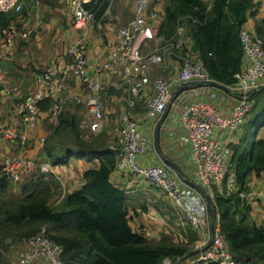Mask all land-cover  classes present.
Returning <instances> with one entry per match:
<instances>
[{
  "label": "built area",
  "instance_id": "1",
  "mask_svg": "<svg viewBox=\"0 0 264 264\" xmlns=\"http://www.w3.org/2000/svg\"><path fill=\"white\" fill-rule=\"evenodd\" d=\"M90 1L63 0L66 12L78 28L96 21L94 11L86 7ZM163 2L134 0L132 16L116 28L109 57L94 64L86 57V32L81 31L66 46L62 59L50 60L35 74L36 89L21 101L20 116L24 125L33 126L41 104L50 100V115L57 118L62 112L64 91L72 80H77L89 92L85 106L91 117L89 126L95 129L104 121L99 96L103 74L118 75L115 87L122 88V94L117 129L108 143L116 155L113 171L145 178L165 194L184 223L197 233V251L175 264H235L220 231L218 212L212 213L210 202H214L217 193H223L231 154L229 145L248 117L252 95L264 87L262 38L251 27L241 26L243 66L234 73L233 82L222 84L210 76L200 60L183 53L187 44L183 25H178L170 37L155 34ZM22 8V0H0V12H20ZM104 18L103 14L96 22ZM31 32L32 28H21L14 22L1 27L0 57L17 38L26 39ZM154 68L163 73L155 75L150 86V71ZM2 79L0 70V82ZM228 98L230 106L224 110L223 103ZM166 114L172 116V122L180 130L179 144L184 156L179 167L146 158L154 151L155 142L142 125L151 124L154 133ZM0 136L20 144L26 142L22 132L2 120ZM0 164L2 173L11 182H20L34 170L54 173L50 162H38L35 157L22 154L3 157ZM227 188L234 189L232 178L227 181ZM238 194L264 206V182L257 192ZM62 253V246L47 235L43 225L36 234L19 242L16 257L9 264H62ZM162 264H172V260L164 258Z\"/></svg>",
  "mask_w": 264,
  "mask_h": 264
},
{
  "label": "trees",
  "instance_id": "2",
  "mask_svg": "<svg viewBox=\"0 0 264 264\" xmlns=\"http://www.w3.org/2000/svg\"><path fill=\"white\" fill-rule=\"evenodd\" d=\"M110 2L91 0L86 7L94 11L97 21ZM258 4L256 0H164L155 34L170 37L178 25H183L187 38L183 53L200 60L216 81L229 84L243 66L239 30L248 18L253 20V30L262 38L264 48V15L256 17ZM21 12H0V26L14 22L18 27L29 28L16 21ZM32 35L33 29L28 38H17L14 44L26 42ZM252 100L246 128L238 142L230 144L228 168L234 189H227L228 170L223 193H217L214 202H210L212 213L218 212L220 231L235 264H264V226L249 219L250 205L238 194L248 192L250 175L264 173V139L257 137L264 126V119L258 118L264 110V87L252 95ZM44 103L50 108V100L43 102L41 108ZM259 104L260 110H256ZM78 123L76 115L60 113L54 131L42 145L52 166L66 164L71 157L98 162L82 172V184L66 192L57 206L49 203L58 187L53 173L34 170L24 176L22 180L32 174L36 177L22 185L23 197L10 200L4 198L9 180L0 166V253L4 254L1 249L8 246V236L18 241L36 234L44 225L47 235L63 248L62 264H161L164 258L177 261L191 255L198 235L189 226L183 229V239L174 242L167 226L154 240L147 228L141 229L144 225H131L133 215L139 213L132 211L137 198L111 179L116 155L108 148L106 129L89 137L92 132H83ZM149 188L156 189L150 184ZM146 191L138 208L164 219L165 214L158 212V205L149 197L153 194ZM0 262L5 263L1 256Z\"/></svg>",
  "mask_w": 264,
  "mask_h": 264
},
{
  "label": "crops",
  "instance_id": "3",
  "mask_svg": "<svg viewBox=\"0 0 264 264\" xmlns=\"http://www.w3.org/2000/svg\"><path fill=\"white\" fill-rule=\"evenodd\" d=\"M22 1L23 9L21 14L16 15V21L32 28L33 35L26 42H19L5 49V54L0 57V70L3 73V79L0 82V120L22 132L26 136V142L25 144H20L17 141L8 140L0 136V162L3 157L20 154L35 157L38 162H49L43 153L42 145L45 138L54 131L58 117L51 116L48 106L44 103L35 124L26 126L23 124L19 112L23 98L36 89V72L42 69L50 60L62 59L66 46L73 43L83 30L86 32V57L88 62L94 64L98 59H107L109 50L115 41L117 26L124 24L133 14L134 0H111L104 13V20L89 22L82 28H78L74 24V21L66 12L63 0ZM256 1L259 3L256 17H262L264 15V0ZM10 15L12 14H6L7 17H11ZM244 25L253 29V20L248 18ZM159 73H163L160 68H154L150 71V86L153 77ZM118 80V75L103 74V89L100 91L99 96L102 101L107 125H110V121L113 118L117 125V115L115 114L119 110L120 96L122 94V88L115 87V83ZM12 87H15V89L12 90ZM6 88L9 91H6ZM88 95L89 92L77 80H72L63 94L62 112L76 115L81 129L88 127L91 121L85 106V98ZM223 104V109L227 110L230 106V98L225 100ZM104 125L100 127L101 131ZM150 125L149 123L142 125L155 142L154 151L149 152L146 158L152 161L163 160L168 164L179 167L182 164L184 154L179 144L180 130L177 124L172 122V116L166 114L156 125L154 133L151 132L153 129H151ZM107 129L106 132L109 133ZM242 129L241 127L238 135L233 137L234 142H238L241 138L244 132ZM260 130H262L261 133ZM257 137L264 139V126L259 129ZM42 139L43 142H41ZM97 163V159L88 160L86 158L71 157L66 164L52 166L58 187L56 193L49 199L50 205L57 206L66 192L78 188L83 182L82 172L86 168L95 167ZM38 173L43 172L39 171ZM30 176L20 182L9 181L4 198L15 200L23 197L22 185L26 184L29 179L36 177L33 174ZM111 179L115 185L128 189L130 194L137 198L132 211L133 214L134 210L139 211V213L137 215L134 214L132 217L131 225L133 227L144 225L145 228L141 229L147 228L151 238L154 240L160 238L159 233L160 231H166V226L171 229L174 235L173 221L172 223H166L163 218L159 217L155 220L156 217L151 216L152 212L150 210L143 212L138 208L137 203L141 202L142 198L147 194L144 193L145 190H150L147 181H143L142 178L131 174L118 173L116 171L112 172ZM263 182L264 173L258 176L250 175L247 191H259ZM246 202L250 205L249 219L256 224L264 226V206L253 199H247ZM18 245L16 244L10 250V254L8 252L7 254L0 253V256L4 257V264H6V261L11 263L12 259H15ZM0 264L3 263L0 262Z\"/></svg>",
  "mask_w": 264,
  "mask_h": 264
},
{
  "label": "rangeland",
  "instance_id": "4",
  "mask_svg": "<svg viewBox=\"0 0 264 264\" xmlns=\"http://www.w3.org/2000/svg\"><path fill=\"white\" fill-rule=\"evenodd\" d=\"M259 107H260V104L257 106L256 110H258ZM259 110H260V108H259ZM117 113L115 115H117ZM251 116H252V113H250L249 119L251 118ZM116 118H117V116H116ZM258 118H259V121H262L264 119V110L260 113ZM247 119H248V117L246 118V120ZM246 120L242 124V128H243L242 130H245V128H246V124H245ZM103 125H104L105 129L108 128L107 131L109 133L106 132V134H108L107 135L108 142L110 143L113 140V137L115 135V128L117 127V125L115 124L114 118L110 121V125L109 124L107 125V121H105V118H104V121L102 122V124L99 127L95 128V129H91L90 126L88 125V127L84 128L82 130H83V132H88V131L92 132L93 135H90L89 137H95L94 134H97L98 132H100V127L103 126ZM262 127H260V129ZM261 132H262V130H260V133ZM229 149L231 150V145H229ZM228 170L229 171H228V179H227V181L229 179H231V174H232L230 167L228 168ZM140 178H142V177H140ZM142 180L146 181L145 178H142ZM145 192H147V191L145 190ZM148 192H149V194H151V193L153 194V195H149V197L152 199V201L154 199V202L156 203V205H158L157 206L158 212L161 211L162 213L165 214L164 215L165 216L164 217L165 222L169 223V222L173 221L172 225H173V228L175 230L174 235L171 234V236L173 238V241L176 242V241H179L180 239H183L182 233L184 232L183 229L186 227V224L183 222V219L181 218V216L176 211L173 212V210H172L173 208L171 207L168 199L165 198L161 192H159L156 189H152V188H150V191H148ZM159 194L161 196H159ZM153 196H154V198H153ZM152 207H150L149 209H153ZM175 213H177L179 216L177 214H175ZM151 216H154V214L151 213ZM155 220H157V217L155 218ZM10 238H13V237L8 236L7 240H6L8 242V246L5 249H1L4 252V254H7V252H8V254H10V250H12V248L14 246H16V244H19V242L23 239L22 238V239H19L18 241L17 240L14 241V240H12ZM196 244H197V240H196V242L194 244V247L196 246ZM179 260H181V259H179ZM179 260H177V261H173L172 260V264L177 263ZM162 263H163V261H162Z\"/></svg>",
  "mask_w": 264,
  "mask_h": 264
},
{
  "label": "water",
  "instance_id": "5",
  "mask_svg": "<svg viewBox=\"0 0 264 264\" xmlns=\"http://www.w3.org/2000/svg\"><path fill=\"white\" fill-rule=\"evenodd\" d=\"M197 250H195L194 252H191V253H189V254H193V253H195ZM188 256V255H187ZM186 257V256H185ZM185 257H182L181 258V260L179 261V262H181ZM6 264H9V262L8 261H6Z\"/></svg>",
  "mask_w": 264,
  "mask_h": 264
}]
</instances>
